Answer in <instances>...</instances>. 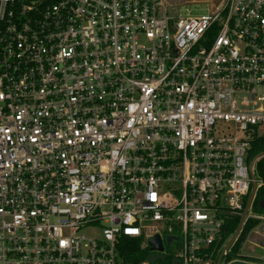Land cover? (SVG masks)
Wrapping results in <instances>:
<instances>
[{
	"label": "built area",
	"instance_id": "obj_1",
	"mask_svg": "<svg viewBox=\"0 0 264 264\" xmlns=\"http://www.w3.org/2000/svg\"><path fill=\"white\" fill-rule=\"evenodd\" d=\"M262 134L264 0H0V264H213Z\"/></svg>",
	"mask_w": 264,
	"mask_h": 264
},
{
	"label": "trees",
	"instance_id": "obj_2",
	"mask_svg": "<svg viewBox=\"0 0 264 264\" xmlns=\"http://www.w3.org/2000/svg\"><path fill=\"white\" fill-rule=\"evenodd\" d=\"M264 152V134L257 136L252 142L251 153L253 156L258 155L259 153ZM259 170L262 175H264V158L259 161ZM264 203V186L259 188L256 194V198L253 205V210L259 213H264V208L261 207V204ZM241 217H234L225 227L224 238L221 243L218 245L217 249L213 254V264H216L221 252L223 250L224 245L230 239V237L236 231ZM259 224V220L250 218L246 221L243 226L241 233L239 234L237 240L234 242L232 247L230 248L228 254L225 256L224 263H229L232 260H235L237 257L241 255V248L243 244L246 242L249 234L252 230ZM121 255L124 257L125 262L137 264L144 260H147L150 254L149 247H143L141 239H134L129 237H124L122 240V244L120 246ZM250 257H247L248 261H255V258L249 260ZM173 257H166L164 260H160L159 264H174Z\"/></svg>",
	"mask_w": 264,
	"mask_h": 264
},
{
	"label": "water",
	"instance_id": "obj_3",
	"mask_svg": "<svg viewBox=\"0 0 264 264\" xmlns=\"http://www.w3.org/2000/svg\"><path fill=\"white\" fill-rule=\"evenodd\" d=\"M261 154H264V152L260 153V155ZM252 177L255 179L254 174H252ZM256 186H257V184L254 181L253 186H252V190L250 192L249 198H248L246 206H245V209L241 215L240 223H239L236 231L234 232V234L230 237V239L224 245L223 250L221 252V255H220L216 264H224L225 256L228 254L230 248L232 247L234 242L237 240L239 234L241 233L243 226L245 224L246 218H247V214L250 210V207H251L252 202L254 200V196L256 194V189H257ZM261 207L264 208V203L261 204ZM173 239H174V237H168V239H167L168 244H170ZM149 244L151 246V250H153V251H160V252L164 251L165 247H164L162 239L159 235H156L154 238L150 239ZM247 257L248 256L242 255V259L232 260L227 264H255L251 261L246 260ZM163 259H165V255L162 253L160 254V253L153 252L149 255V260L151 261L152 264L156 263L157 260H163ZM174 264H180V263L178 260H174Z\"/></svg>",
	"mask_w": 264,
	"mask_h": 264
},
{
	"label": "rangeland",
	"instance_id": "obj_4",
	"mask_svg": "<svg viewBox=\"0 0 264 264\" xmlns=\"http://www.w3.org/2000/svg\"><path fill=\"white\" fill-rule=\"evenodd\" d=\"M208 5L206 3L197 4V9L194 11L196 14H201L207 11ZM251 235L246 239L243 249L241 250V254L250 257L249 260H252V256L261 254L263 252L262 248L256 247L252 242Z\"/></svg>",
	"mask_w": 264,
	"mask_h": 264
},
{
	"label": "flooded vegetation",
	"instance_id": "obj_5",
	"mask_svg": "<svg viewBox=\"0 0 264 264\" xmlns=\"http://www.w3.org/2000/svg\"><path fill=\"white\" fill-rule=\"evenodd\" d=\"M169 245L167 244V246L165 245V248H166V250L168 251V253L166 254V257H171V254H170V252H171V248L170 247H168ZM166 257H165V259H166Z\"/></svg>",
	"mask_w": 264,
	"mask_h": 264
},
{
	"label": "snow or ice",
	"instance_id": "obj_6",
	"mask_svg": "<svg viewBox=\"0 0 264 264\" xmlns=\"http://www.w3.org/2000/svg\"><path fill=\"white\" fill-rule=\"evenodd\" d=\"M154 198V197H153Z\"/></svg>",
	"mask_w": 264,
	"mask_h": 264
}]
</instances>
